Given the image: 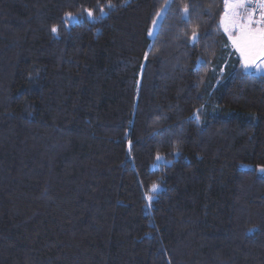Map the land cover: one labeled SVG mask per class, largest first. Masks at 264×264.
I'll return each mask as SVG.
<instances>
[{
	"label": "trees",
	"instance_id": "16d2710c",
	"mask_svg": "<svg viewBox=\"0 0 264 264\" xmlns=\"http://www.w3.org/2000/svg\"><path fill=\"white\" fill-rule=\"evenodd\" d=\"M222 14L0 0V264H264V75Z\"/></svg>",
	"mask_w": 264,
	"mask_h": 264
},
{
	"label": "snow or ice",
	"instance_id": "6c2138e0",
	"mask_svg": "<svg viewBox=\"0 0 264 264\" xmlns=\"http://www.w3.org/2000/svg\"><path fill=\"white\" fill-rule=\"evenodd\" d=\"M109 7L113 5L109 4ZM100 11L104 12L102 8ZM183 13L184 17L190 20L187 5L183 8ZM87 16L94 18L91 10L87 11ZM67 19L73 20L75 17L68 13ZM153 23L155 27L156 24ZM219 26L228 35L246 70L253 67L264 70V0H223V14ZM51 31L56 33L58 28L53 27ZM148 35L152 36L153 32L149 31ZM190 39L193 44L198 42L196 30L192 31ZM156 159L160 160L161 157L157 156ZM259 171L264 173V167ZM157 187L152 185L151 191L156 192ZM147 200L151 202L152 196H147Z\"/></svg>",
	"mask_w": 264,
	"mask_h": 264
},
{
	"label": "rangeland",
	"instance_id": "374dc122",
	"mask_svg": "<svg viewBox=\"0 0 264 264\" xmlns=\"http://www.w3.org/2000/svg\"><path fill=\"white\" fill-rule=\"evenodd\" d=\"M164 13H165V10L161 11L159 17L157 18V20L155 22L156 26L154 27V25H153L152 30H151L153 32V35L151 37H154V35H155L156 31H157V28H158V26H159V24H160V22H161V20H162V18L164 16ZM227 46L233 53H235L237 56H239L238 53L236 52V50L232 47L230 40L228 41V45ZM242 64H243V62H242ZM246 71L250 72V73H253V74H263L264 75V70L256 69L254 67L250 68V69H248ZM160 157H161V159L157 160V162L155 164H153V167H156V166H158L159 163L165 161L163 156H160ZM157 186H158L157 190H159L161 187L159 185H157Z\"/></svg>",
	"mask_w": 264,
	"mask_h": 264
}]
</instances>
